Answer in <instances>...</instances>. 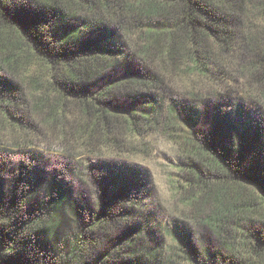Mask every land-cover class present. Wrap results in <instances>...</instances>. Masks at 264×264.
Instances as JSON below:
<instances>
[{
    "label": "trees",
    "instance_id": "16d2710c",
    "mask_svg": "<svg viewBox=\"0 0 264 264\" xmlns=\"http://www.w3.org/2000/svg\"><path fill=\"white\" fill-rule=\"evenodd\" d=\"M233 54L255 102L230 144L162 96L181 70L225 83ZM148 127L177 148L176 201L219 249L169 245L137 212L144 193L115 179L97 182V209L61 239L66 188L56 177L28 184L31 161L4 183L0 149V264H264V0H0V130L88 147Z\"/></svg>",
    "mask_w": 264,
    "mask_h": 264
},
{
    "label": "rangeland",
    "instance_id": "374dc122",
    "mask_svg": "<svg viewBox=\"0 0 264 264\" xmlns=\"http://www.w3.org/2000/svg\"><path fill=\"white\" fill-rule=\"evenodd\" d=\"M127 51L131 52L129 48ZM231 60L233 75L225 83L219 84L181 70L166 76L162 96L165 104L174 101L178 104L177 110L195 117L199 126L206 127L210 123V127L230 144L236 143L238 129L247 125L245 115L255 102L247 94L255 92L254 85L236 70L241 58L233 54ZM119 64L123 65L116 63L115 71L119 70ZM258 107L262 110V106ZM50 133L32 141H22L15 131L0 130V149L5 153L6 161H11V168L3 181L7 183L11 175L17 173L21 161H31L37 169L35 175L30 173L28 184L39 179L47 183L56 177L67 192L60 209L63 220L58 236L61 239L68 238L75 231L79 213L88 215L97 209V182L106 185L115 179L118 188L138 186V193H144L137 212L155 217L157 226L165 230L163 238L169 245L175 246L179 238L182 241L188 238L199 248H220L213 231L201 225L176 201L171 182L179 154L155 127L146 128L141 137L112 134L110 142L97 138L88 147L73 139L61 142L56 133ZM43 195L41 190L33 203L37 204Z\"/></svg>",
    "mask_w": 264,
    "mask_h": 264
}]
</instances>
